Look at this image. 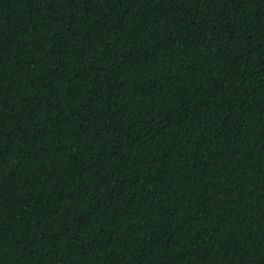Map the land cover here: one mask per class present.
Masks as SVG:
<instances>
[{
	"label": "trees",
	"instance_id": "16d2710c",
	"mask_svg": "<svg viewBox=\"0 0 264 264\" xmlns=\"http://www.w3.org/2000/svg\"><path fill=\"white\" fill-rule=\"evenodd\" d=\"M0 264H264V0H0Z\"/></svg>",
	"mask_w": 264,
	"mask_h": 264
}]
</instances>
